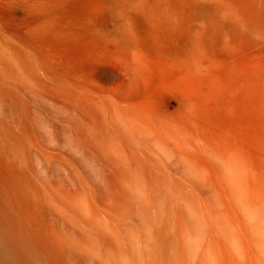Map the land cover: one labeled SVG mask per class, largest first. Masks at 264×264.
<instances>
[{
  "label": "rangeland",
  "instance_id": "374dc122",
  "mask_svg": "<svg viewBox=\"0 0 264 264\" xmlns=\"http://www.w3.org/2000/svg\"><path fill=\"white\" fill-rule=\"evenodd\" d=\"M244 200L264 0H0V264H264Z\"/></svg>",
  "mask_w": 264,
  "mask_h": 264
},
{
  "label": "bare ground",
  "instance_id": "6f19581e",
  "mask_svg": "<svg viewBox=\"0 0 264 264\" xmlns=\"http://www.w3.org/2000/svg\"><path fill=\"white\" fill-rule=\"evenodd\" d=\"M258 206L261 207V210ZM244 207H245V210H247V212L252 218H255L257 215H260V221H259V223H261L260 227L264 228V203L254 204V203L248 202L247 200H244Z\"/></svg>",
  "mask_w": 264,
  "mask_h": 264
}]
</instances>
